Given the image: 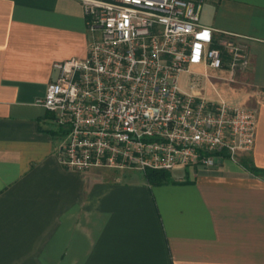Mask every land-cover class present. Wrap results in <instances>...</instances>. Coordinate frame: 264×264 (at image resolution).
<instances>
[{"label": "crops", "instance_id": "1", "mask_svg": "<svg viewBox=\"0 0 264 264\" xmlns=\"http://www.w3.org/2000/svg\"><path fill=\"white\" fill-rule=\"evenodd\" d=\"M198 1L202 24L247 50L234 81L215 80L255 111V140L239 162L176 168L152 185L138 171L58 162L36 100L54 61L86 54L81 1L0 0V264H264V0Z\"/></svg>", "mask_w": 264, "mask_h": 264}, {"label": "built area", "instance_id": "2", "mask_svg": "<svg viewBox=\"0 0 264 264\" xmlns=\"http://www.w3.org/2000/svg\"><path fill=\"white\" fill-rule=\"evenodd\" d=\"M80 1L86 54L54 61L56 75L36 100L52 115L60 165L84 173L208 169L252 149L255 111L205 96L200 80L209 73L189 69L232 82L248 65L239 35L201 23V1Z\"/></svg>", "mask_w": 264, "mask_h": 264}, {"label": "rangeland", "instance_id": "3", "mask_svg": "<svg viewBox=\"0 0 264 264\" xmlns=\"http://www.w3.org/2000/svg\"><path fill=\"white\" fill-rule=\"evenodd\" d=\"M189 69L192 71L201 73L202 75L203 73H206V72L209 73V78L202 76L200 80V85H201L200 89L205 96L212 97V98H216V97L224 98L225 96L226 98H229V99L231 98L232 95L227 88L226 90L224 87L221 88L218 86V84H216V80L214 79V76L216 75L215 71L205 69L203 66H199V67L190 66ZM185 76L186 74L182 73L179 77V84L181 85V87H184Z\"/></svg>", "mask_w": 264, "mask_h": 264}, {"label": "trees", "instance_id": "4", "mask_svg": "<svg viewBox=\"0 0 264 264\" xmlns=\"http://www.w3.org/2000/svg\"><path fill=\"white\" fill-rule=\"evenodd\" d=\"M242 163L244 166H247V162L245 160H243ZM247 168L252 171L257 170L256 167L248 166ZM144 176L146 180L152 185L163 184L173 181L170 172L164 170H146Z\"/></svg>", "mask_w": 264, "mask_h": 264}]
</instances>
